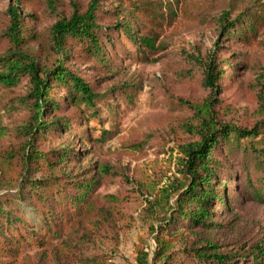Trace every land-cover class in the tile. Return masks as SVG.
Masks as SVG:
<instances>
[{
	"label": "trees",
	"instance_id": "obj_1",
	"mask_svg": "<svg viewBox=\"0 0 264 264\" xmlns=\"http://www.w3.org/2000/svg\"><path fill=\"white\" fill-rule=\"evenodd\" d=\"M3 2L0 264H112L125 201L99 190L122 172L95 159L89 144L93 125L103 137V124L119 122L121 105L132 109L140 88L119 51L131 62L159 61L164 26L185 15L213 23L221 41L252 49L264 34V0H227L221 9L215 0ZM220 43L204 55L181 54L197 93L167 96V134H186L173 147L170 176L141 172L134 179L140 220L149 221L155 244L149 251L140 238L136 264H264V228L253 233L237 211L264 205V75L251 109L224 104L222 94L241 81L237 53H217ZM158 138L146 132L124 146L141 151Z\"/></svg>",
	"mask_w": 264,
	"mask_h": 264
},
{
	"label": "rangeland",
	"instance_id": "obj_2",
	"mask_svg": "<svg viewBox=\"0 0 264 264\" xmlns=\"http://www.w3.org/2000/svg\"><path fill=\"white\" fill-rule=\"evenodd\" d=\"M215 2L221 9L226 5L227 0H215ZM3 3V0H0V10L3 8ZM233 17L234 14H231L229 19ZM161 40L167 48L160 51L163 56L159 61L131 62L126 52L119 51L120 56L117 59H124L125 63L131 64V72H135L140 84L134 98V105L130 110H127L124 104L121 105L120 115L117 118L119 122L104 123L103 127L108 133L103 137L99 134L98 126L93 125L94 122L86 125L87 128L92 125L95 127L92 144H89L92 147V156L108 163L114 170L122 172L114 184L104 185L99 190L101 193H115L125 201L123 209L127 219L119 222V242L115 251L110 253L112 264H136L135 246L140 238L147 244L149 251L155 247L153 233L149 231V221L144 223L140 220L144 204L134 187V179L139 177L141 172L153 174L154 171H166L165 178L170 176L171 172L167 170L171 162H174L173 157L176 155L173 147L176 142L186 140V134L181 132V128L174 135L167 134L172 124L168 116L167 96L186 99V94L197 93L193 82H186L185 58L181 54L187 51L195 55H204L214 49L217 41L224 45V48L217 53L223 49L224 53L227 49L237 53L239 60L234 61L238 64L237 80L241 81V85L228 88L221 97L224 104L242 108L241 111L243 108L251 109L254 106L258 90L256 82L264 75V34L258 37L257 41L260 44L257 47L248 49L235 42L232 43V39L221 41L219 31L213 23L207 24L204 21L192 19L186 21L185 15L183 18L178 16L176 25L164 26ZM226 57L222 55L224 64H227ZM230 60L228 59V62ZM76 67H78L77 63L74 64V68ZM225 69L228 70V68ZM227 80L228 76L224 75L222 84L227 85ZM56 95L58 98H63L65 92L58 90ZM105 111L106 106L103 105L102 117L106 116ZM180 117L186 119V111H183ZM173 127H177L176 120ZM146 132L155 133L156 138H159L149 142L146 145L149 147L141 151H132L124 146L126 141L140 139ZM152 143L155 144L154 147L151 146ZM76 144L82 143L76 142ZM172 148L173 151H171ZM85 161L86 159L83 160ZM165 178L164 181H166ZM237 211L243 219L253 223V233L260 226L264 228V205L246 203L244 206H238Z\"/></svg>",
	"mask_w": 264,
	"mask_h": 264
}]
</instances>
